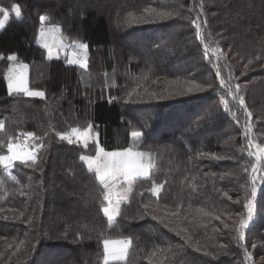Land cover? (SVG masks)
Wrapping results in <instances>:
<instances>
[{"label": "trees", "instance_id": "1", "mask_svg": "<svg viewBox=\"0 0 264 264\" xmlns=\"http://www.w3.org/2000/svg\"><path fill=\"white\" fill-rule=\"evenodd\" d=\"M0 8L10 13L0 29V155L28 132L40 146L35 164L0 166V264H104L105 239L131 240L126 258L109 264H264V183L244 240L236 232L258 165L249 141L264 147V0H0ZM41 16L87 45V68L48 58ZM12 55L36 73L29 88L43 98L10 93ZM220 77L240 85L250 118ZM88 123L106 152L135 149L152 164L112 226L102 186L80 160L99 144L59 138ZM153 184L163 185L158 196Z\"/></svg>", "mask_w": 264, "mask_h": 264}, {"label": "snow or ice", "instance_id": "2", "mask_svg": "<svg viewBox=\"0 0 264 264\" xmlns=\"http://www.w3.org/2000/svg\"><path fill=\"white\" fill-rule=\"evenodd\" d=\"M12 12L14 13L15 17L19 18L22 15V9L19 4H16L12 8ZM10 19V13L5 8H0V29L5 27L6 22ZM41 23L45 24L50 23V18L48 16H41L40 17ZM200 17L197 16L195 20L192 21L195 29L197 30V34L200 36V39L203 40V33L201 31V23L198 22ZM206 23V20L204 21ZM48 33H57L60 31L58 25H54L52 28L47 30ZM41 38H46V32L44 29L41 30ZM53 45L45 42V47L49 48V58H51L52 52L51 48ZM60 47H63L62 41L60 42ZM79 47L81 49H86L87 45L80 44ZM217 52L221 51L220 49H216ZM209 54V45H204V55L207 57ZM75 57V53L73 54ZM259 58V57H257ZM11 61H16L17 57L12 55L8 57ZM72 64H79L82 68H87V58L86 56H81L80 58H74L69 61ZM248 63H252L251 60ZM216 75L219 77L220 72L219 68L217 67ZM9 90L10 92H24L28 96L34 97H41L45 96V93L42 91H30L27 87V82L23 76L16 77L13 74V70H9ZM231 79V77H229ZM220 85L223 88L228 89V94L232 95L233 99L237 101V103L244 107L245 116L250 118L252 113L247 110L245 106V101L242 95L239 94L240 92V85H235L234 89L230 84L225 82L223 77H220ZM200 88L199 85H197ZM191 90V89H189ZM200 90H203L200 88ZM220 102L223 104L224 109L226 111H230L229 108V101L225 99L222 95L220 97ZM239 123V120H237ZM4 128L3 122H0V129ZM250 131V122L246 119L245 121V135ZM27 138L35 137V133L28 132L25 134ZM133 137H141L142 133L138 131H134L131 133ZM91 136V126H88L87 129L81 130L79 128H72L70 132L61 133L59 134V138L61 140L67 141L69 144L78 143L83 141L85 147H87L89 137ZM252 142L249 141V148H251ZM37 147H40L39 145ZM257 149L256 152L249 151L250 156H257V161L261 158H264V147L260 145H255ZM36 153L35 151L22 143H11L9 142L6 149V154L0 155V166H2L5 170L12 168L17 162L22 164H29V166L36 163ZM80 160L86 164L88 171L95 174L99 184L102 186L103 189V200L106 201L105 206L102 208V212L107 218V223L109 226H112L116 222L117 216L120 214V205L121 203L128 198V195L133 191V184L137 180L143 179H151L150 177V169L152 164L150 159L146 157L145 153L143 152H133L131 149L125 152H112L106 153L103 148L99 149L98 155L95 157H88V156H81ZM31 162V163H29ZM245 171H248L245 168ZM251 188L248 196L247 202V215L246 217H242L239 221L238 227L236 228L237 236L239 240H244V233L245 229L249 226V223L253 219V214L255 211V200H256V193H257V178L259 181L264 183V174L259 175L258 177V169L253 166L251 169ZM119 182L120 187L123 191H115L117 187V183ZM163 187L162 184L157 185L153 184L152 188L150 189L154 195H159L160 189ZM231 197H229L230 199ZM147 207V205H145ZM219 219V216L216 217ZM225 227H228L225 224ZM131 245V240H123V241H111L105 239L103 241L104 246V264H109L110 261H120L124 260L127 256V251L129 246ZM199 250V249H197ZM246 256L250 259V253L245 250Z\"/></svg>", "mask_w": 264, "mask_h": 264}, {"label": "rangeland", "instance_id": "3", "mask_svg": "<svg viewBox=\"0 0 264 264\" xmlns=\"http://www.w3.org/2000/svg\"><path fill=\"white\" fill-rule=\"evenodd\" d=\"M54 25H49V24H42L41 25V28H40V32H39V37H38V43L40 44V45H42V46H44L45 47V42H47V43H49L50 45H53L52 46V48H51V52H52V55H51V58H49V48H46L47 49V56H48V58L49 59H55V58H64L65 57V59H67V61H68V63H69V61L70 60H72V59H74V58H80L81 56H84L87 52H88V47L86 48V49H81L80 47H79V45L80 44H83V43H80V42H70V40H67L68 38L67 37H64L62 34H61V32L59 31V32H57V33H48V29H50V28H52ZM42 29H44L45 30V32H46V38L45 39H42L41 38V30ZM62 41V43H63V47H60V42ZM85 45V44H84ZM76 54L75 55V57H74V55L73 54ZM97 61L98 62H100L99 61V59H97ZM9 63H10V66L7 68L8 70H7V74H6V76H7V78H8V76H9V70L10 69H12L13 70V74L16 76V77H20V76H23L24 77V79L26 80V82H27V87H28V89L30 90V91H36V90H34V89H30L29 88V84H30V76H31V74H32V76L35 74L36 75V73L33 71V70H31L30 69V67H28L27 65H24V64H20V63H16V61H9ZM70 64H72V63H70ZM73 65H75V67L77 66L78 67V71L80 72V69L81 68H79V67H81L79 64H73ZM98 65V64H97ZM44 68V67H43ZM43 68H36L35 70L37 71V73H39V75H40V72H42V70H43ZM45 70V69H44ZM8 81H9V79H8ZM10 91V90H9ZM11 94H16V93H18L19 95H26L24 92H10ZM26 96H28V95H26ZM29 97H34V96H29ZM85 126L86 127H83V128H80V127H75V128H79V129H81L82 131L83 130H85V129H87L88 128V126H91L89 123L88 124H85ZM70 132V131H69ZM95 141V142H97L99 145H97L96 143V149H95V154L94 155H90V156H88V157H95L96 155H98V153H99V149L100 148H103L101 145H100V143H99V138H98V134L94 131H92V126H91V136L89 137V140H88V143L89 142H92V141ZM80 142H82L83 143V141H80ZM11 143H22V144H25L26 143V145L28 146V147H30V148H32L34 151H35V153H36V155H37V149H38V142H36V138L35 137H33V138H27L26 137V135L25 136H20L19 138H17V139H14L13 140V142H11ZM252 147H251V149L253 150V152H256L257 151V149L255 148V143H252ZM104 149V148H103ZM127 150H129V149H126V150H117V151H114V152H125V151H127ZM133 152H139V151H137V150H133V149H131ZM104 151H105V149H104ZM106 152V151H105ZM106 153H112V152H106ZM147 158H149L150 159V156L148 155V156H146ZM256 158H257V156H256ZM263 160H264V158H261L259 161H258V165L256 166V168L258 169V177H259V175H261V169H260V166H262L261 165V162H263ZM18 163V162H17ZM17 163L12 167V168H10V169H8V170H6L7 172H9V173H12L13 171H14V169H15V166L17 165ZM40 183H41V181H40ZM261 182L259 181V178H257V191L260 189V184ZM115 191H123V189L120 187V184H119V182L117 183V187H116V189H115ZM128 197H129V195H128ZM263 213H264V211H263ZM258 215H259V213H258ZM260 218V217H259ZM111 262V261H110ZM109 262V263H110Z\"/></svg>", "mask_w": 264, "mask_h": 264}, {"label": "crops", "instance_id": "4", "mask_svg": "<svg viewBox=\"0 0 264 264\" xmlns=\"http://www.w3.org/2000/svg\"><path fill=\"white\" fill-rule=\"evenodd\" d=\"M114 152V151H113Z\"/></svg>", "mask_w": 264, "mask_h": 264}]
</instances>
